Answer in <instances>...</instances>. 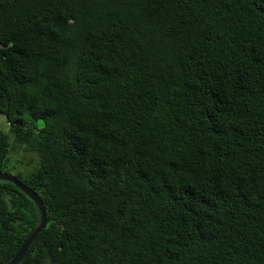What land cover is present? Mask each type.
Listing matches in <instances>:
<instances>
[{
	"label": "trees",
	"instance_id": "obj_1",
	"mask_svg": "<svg viewBox=\"0 0 264 264\" xmlns=\"http://www.w3.org/2000/svg\"><path fill=\"white\" fill-rule=\"evenodd\" d=\"M11 135L19 264H264V0H0ZM40 221L0 179V264Z\"/></svg>",
	"mask_w": 264,
	"mask_h": 264
},
{
	"label": "water",
	"instance_id": "obj_2",
	"mask_svg": "<svg viewBox=\"0 0 264 264\" xmlns=\"http://www.w3.org/2000/svg\"><path fill=\"white\" fill-rule=\"evenodd\" d=\"M0 179L8 180L15 183L18 187H20L28 196H30L38 205L41 212V221L37 228L29 235L24 244L22 245L19 252L15 255V257L8 264H19L24 259L26 253L28 252L30 246L34 242L37 235L45 228L48 218L46 207L44 205L43 199L41 196L30 186L26 185L22 180H20L16 175L8 171L0 172Z\"/></svg>",
	"mask_w": 264,
	"mask_h": 264
},
{
	"label": "rangeland",
	"instance_id": "obj_3",
	"mask_svg": "<svg viewBox=\"0 0 264 264\" xmlns=\"http://www.w3.org/2000/svg\"><path fill=\"white\" fill-rule=\"evenodd\" d=\"M1 121H2L1 122L2 128L8 131V125L3 115L1 116ZM43 125H44V121L40 120L39 126H43ZM10 141L13 144V151H12L11 158L14 160L21 161L19 165H16V162H13L12 167L15 166V168H12L11 172L13 174H16L19 168L24 171H28V170L30 171L38 162L37 154L32 151H27L23 147L17 146L14 141V137L12 135L10 137Z\"/></svg>",
	"mask_w": 264,
	"mask_h": 264
}]
</instances>
